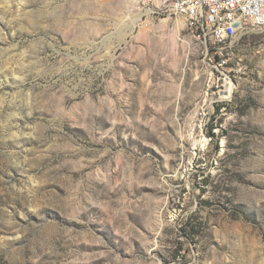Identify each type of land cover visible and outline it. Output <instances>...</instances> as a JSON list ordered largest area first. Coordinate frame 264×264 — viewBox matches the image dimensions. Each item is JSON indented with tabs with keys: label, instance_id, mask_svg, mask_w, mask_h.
I'll use <instances>...</instances> for the list:
<instances>
[{
	"label": "rangeland",
	"instance_id": "obj_1",
	"mask_svg": "<svg viewBox=\"0 0 264 264\" xmlns=\"http://www.w3.org/2000/svg\"><path fill=\"white\" fill-rule=\"evenodd\" d=\"M134 2L0 0V264H264V27Z\"/></svg>",
	"mask_w": 264,
	"mask_h": 264
},
{
	"label": "built area",
	"instance_id": "obj_2",
	"mask_svg": "<svg viewBox=\"0 0 264 264\" xmlns=\"http://www.w3.org/2000/svg\"><path fill=\"white\" fill-rule=\"evenodd\" d=\"M137 10L156 17H180L209 39L219 66L229 60L234 42L264 27V0H136Z\"/></svg>",
	"mask_w": 264,
	"mask_h": 264
},
{
	"label": "bare ground",
	"instance_id": "obj_3",
	"mask_svg": "<svg viewBox=\"0 0 264 264\" xmlns=\"http://www.w3.org/2000/svg\"><path fill=\"white\" fill-rule=\"evenodd\" d=\"M135 1H136V0H135ZM134 4H135V2H134ZM144 13H147V14H148L149 12H148V11H145Z\"/></svg>",
	"mask_w": 264,
	"mask_h": 264
}]
</instances>
